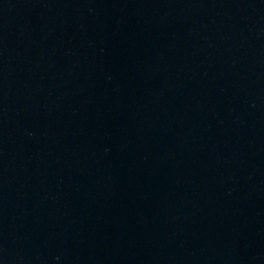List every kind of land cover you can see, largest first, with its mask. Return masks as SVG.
Returning a JSON list of instances; mask_svg holds the SVG:
<instances>
[{
    "label": "water",
    "instance_id": "water-1",
    "mask_svg": "<svg viewBox=\"0 0 264 264\" xmlns=\"http://www.w3.org/2000/svg\"><path fill=\"white\" fill-rule=\"evenodd\" d=\"M0 264H264V0H0Z\"/></svg>",
    "mask_w": 264,
    "mask_h": 264
}]
</instances>
